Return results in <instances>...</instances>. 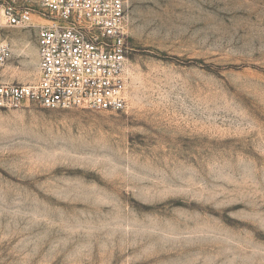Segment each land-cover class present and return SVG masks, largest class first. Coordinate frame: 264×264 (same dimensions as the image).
I'll return each instance as SVG.
<instances>
[{
  "label": "rangeland",
  "instance_id": "374dc122",
  "mask_svg": "<svg viewBox=\"0 0 264 264\" xmlns=\"http://www.w3.org/2000/svg\"><path fill=\"white\" fill-rule=\"evenodd\" d=\"M127 10V110H0V264H264V0ZM37 30L5 31L7 81Z\"/></svg>",
  "mask_w": 264,
  "mask_h": 264
},
{
  "label": "built area",
  "instance_id": "2783aa9c",
  "mask_svg": "<svg viewBox=\"0 0 264 264\" xmlns=\"http://www.w3.org/2000/svg\"><path fill=\"white\" fill-rule=\"evenodd\" d=\"M45 25H34L35 8ZM128 0H0V110L24 103L43 109L123 112L131 67ZM37 27L34 80L17 84L3 71L9 28Z\"/></svg>",
  "mask_w": 264,
  "mask_h": 264
}]
</instances>
